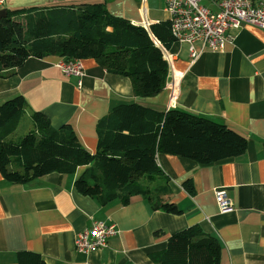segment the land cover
<instances>
[{
	"label": "crops",
	"instance_id": "crops-1",
	"mask_svg": "<svg viewBox=\"0 0 264 264\" xmlns=\"http://www.w3.org/2000/svg\"><path fill=\"white\" fill-rule=\"evenodd\" d=\"M102 1L110 14L132 24L168 20L163 0H3L0 9ZM202 3L216 9L211 0ZM228 32L233 38L223 50L197 44L195 59L186 43L171 45L166 83L173 82L174 95L165 83L157 95L135 96L126 76L106 71L92 58L82 60V76L65 74L58 56H30L13 73L0 76V104L22 95L25 116L41 111L53 127L71 124L91 151L97 145V121L128 101L183 109L246 138L241 154L205 165L157 154L178 214L152 210L142 195L126 204L101 205L74 185L84 167L75 175L50 172L25 183H12L0 172V264H18L20 251L36 252L46 264H158L149 254L164 248L173 232L194 225L218 238L219 264H264V29L243 23ZM186 179L193 194L183 187ZM217 189L225 190L233 210L220 211ZM98 221L114 224L117 233L102 248L76 250V234Z\"/></svg>",
	"mask_w": 264,
	"mask_h": 264
},
{
	"label": "trees",
	"instance_id": "trees-1",
	"mask_svg": "<svg viewBox=\"0 0 264 264\" xmlns=\"http://www.w3.org/2000/svg\"><path fill=\"white\" fill-rule=\"evenodd\" d=\"M173 43L168 20L151 24L148 31L110 14L104 1L7 8L0 17V76L13 73L30 56L92 58L106 71L126 76L133 95L150 97L165 86L168 64L162 49ZM25 105L22 95L0 104L3 177L25 183L50 172L75 175L84 167L74 185L101 205L114 200L126 204L131 196L142 195L152 210L178 214L181 210L169 200L171 189L157 154L205 165L237 156L246 147L245 136L224 123L135 101L112 106L97 121L94 151L83 145L71 124L53 127L41 111L30 115L34 128L14 140ZM183 187L193 194L191 179ZM220 252L218 238L194 225L170 234L165 247L149 257L158 264H219ZM17 263L46 264L32 251H20Z\"/></svg>",
	"mask_w": 264,
	"mask_h": 264
},
{
	"label": "built area",
	"instance_id": "built-area-1",
	"mask_svg": "<svg viewBox=\"0 0 264 264\" xmlns=\"http://www.w3.org/2000/svg\"><path fill=\"white\" fill-rule=\"evenodd\" d=\"M164 10L168 15L170 32L174 43H186L189 56L195 59L200 49L223 50L230 43L233 35L228 31L238 29L243 23H250L264 29V0H211L216 9H211L202 0H163ZM3 0H0V5ZM151 24L142 26L149 31ZM157 45H160L156 41ZM163 56L169 63L172 58L169 49H162ZM65 74L83 75L81 59L63 60L60 65ZM175 94L173 82L166 83ZM215 197L221 212L233 210V203L224 189L215 190ZM117 233L114 224L102 221L93 222L91 227L76 234L74 246L81 252H90L106 246L107 239Z\"/></svg>",
	"mask_w": 264,
	"mask_h": 264
},
{
	"label": "rangeland",
	"instance_id": "rangeland-1",
	"mask_svg": "<svg viewBox=\"0 0 264 264\" xmlns=\"http://www.w3.org/2000/svg\"><path fill=\"white\" fill-rule=\"evenodd\" d=\"M33 128L34 127H33V123L31 121V119L29 117L25 116V114H23L21 117L19 126L14 131V133L12 134V138L14 140H16L19 137H23L28 131H30Z\"/></svg>",
	"mask_w": 264,
	"mask_h": 264
},
{
	"label": "water",
	"instance_id": "water-1",
	"mask_svg": "<svg viewBox=\"0 0 264 264\" xmlns=\"http://www.w3.org/2000/svg\"><path fill=\"white\" fill-rule=\"evenodd\" d=\"M7 14V9L6 8H1L0 9V17L6 16Z\"/></svg>",
	"mask_w": 264,
	"mask_h": 264
}]
</instances>
